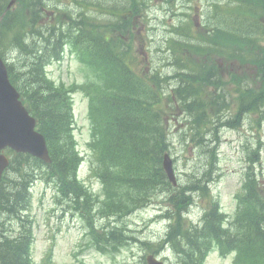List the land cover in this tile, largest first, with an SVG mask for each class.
Masks as SVG:
<instances>
[{"label": "rangeland", "instance_id": "obj_1", "mask_svg": "<svg viewBox=\"0 0 264 264\" xmlns=\"http://www.w3.org/2000/svg\"><path fill=\"white\" fill-rule=\"evenodd\" d=\"M53 76L58 78L59 80H63L65 82H72L74 80L81 81L82 78L80 75L76 74L72 68L58 69L56 67L53 68ZM221 76L223 79H226L227 73L221 72ZM81 95L78 94L75 97L76 100V108H79L81 105L79 103ZM83 106V105H82ZM173 125V123H172ZM175 125L172 126V130H176L178 128H174ZM225 143L222 146V150L226 151L225 157L222 158L221 165L225 168L226 171V178L227 184L225 186V190L228 191V194L234 193L235 186L237 188L238 183H241L239 174L232 176L228 180V169L233 170L234 168L238 167L236 163H229L228 162V132H225ZM81 137L85 138L86 135L81 133ZM175 152H179L180 145L178 142H175ZM183 154L181 153L179 157ZM194 162H195V154L193 155ZM179 167L182 166L183 160L179 159ZM193 161L188 163V167H191ZM50 198V196H49ZM51 205V200L45 201V203L38 200V202L34 205L33 214L34 218L37 221V227L35 229V247H34V259L36 262H40L45 250L47 249L50 240H44V233L48 232L51 233L53 230L56 231L57 241H56V251H55V259L56 264H68L71 261H76L77 259L86 260L88 263L91 264H125V263H132L134 259V255L140 254V249L138 247L133 248L132 250L128 248L124 249L120 254L115 256H101L97 253L93 248L89 247V250L82 253L81 244H84L86 241L82 240L80 237V231H76V226L74 223L70 221L63 222L62 219H58L49 215L48 208ZM147 218V214H142L136 217V222L138 224H142ZM50 219V221H48ZM50 224L49 226L47 225ZM78 254V255H74ZM207 264H233V256L230 255L228 257H222L215 253L214 255L209 257Z\"/></svg>", "mask_w": 264, "mask_h": 264}, {"label": "trees", "instance_id": "obj_2", "mask_svg": "<svg viewBox=\"0 0 264 264\" xmlns=\"http://www.w3.org/2000/svg\"><path fill=\"white\" fill-rule=\"evenodd\" d=\"M46 1V0H40ZM25 66H30V62L27 60L23 63ZM33 76L38 78L37 75H30L27 79V84L30 86L33 81ZM22 88L24 85L20 84ZM130 91L126 90L122 92L121 101L116 108L117 111H120L121 108H126L129 112H137L140 113L139 107L134 104L133 101H127L130 97ZM38 105L41 109V113L38 114L31 105L34 113L41 117L45 127L48 130H44L45 134L51 132L52 129L57 128L61 123L60 114L57 112V108L61 111L64 109L60 104L57 106L54 100H48L47 98H42L41 94H39ZM130 99V98H129ZM117 111H110L111 113H116ZM51 129V130H50ZM162 170V169H161ZM13 188H10L6 194V198L4 200V205L8 209H13L14 206L19 204V198L22 196V192L24 193L25 188H21V183L17 180L13 181ZM21 189V191H20ZM72 191V189L70 188ZM25 194V193H24ZM251 234L254 235L251 239L244 241L243 238H246L245 234L241 231L240 227H237L234 233V241L233 243L238 244V249L240 252V264H264V241H260L259 230L257 231L256 227L251 229ZM241 236V237H240ZM8 238L0 235V264H30L31 260L29 258V249H30V234L23 235L18 239L6 240ZM222 244L228 247V236L227 240L222 241Z\"/></svg>", "mask_w": 264, "mask_h": 264}]
</instances>
